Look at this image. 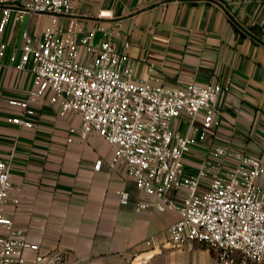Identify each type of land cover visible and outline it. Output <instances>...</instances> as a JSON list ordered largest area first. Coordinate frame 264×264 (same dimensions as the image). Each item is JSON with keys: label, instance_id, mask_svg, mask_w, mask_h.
I'll return each mask as SVG.
<instances>
[{"label": "crops", "instance_id": "0c3cea01", "mask_svg": "<svg viewBox=\"0 0 264 264\" xmlns=\"http://www.w3.org/2000/svg\"><path fill=\"white\" fill-rule=\"evenodd\" d=\"M70 21L95 30V42L111 38L127 51L138 80L223 86L209 139L194 146L188 170L211 144L264 158V0H84ZM49 23L46 15L13 13L0 31V156L10 163L13 185L5 215L40 252L60 253L61 264H221L201 244H169L177 210H136L144 196L124 166H111L113 149L103 138L68 142L69 128L81 125L78 115L61 116L46 97L33 128L10 121L20 110L9 100L24 99L34 77L32 62L18 68L23 33L41 36ZM186 127L181 120L182 134ZM121 190L131 195L128 205L120 203Z\"/></svg>", "mask_w": 264, "mask_h": 264}, {"label": "built area", "instance_id": "2783aa9c", "mask_svg": "<svg viewBox=\"0 0 264 264\" xmlns=\"http://www.w3.org/2000/svg\"><path fill=\"white\" fill-rule=\"evenodd\" d=\"M77 1L84 0H0L1 32L13 13L50 18L41 36L23 33L18 68L32 62L34 77L24 99L9 100L20 110L10 121L33 128L36 108L48 97L61 116L80 118L79 127L69 128L68 142L95 134L112 147L111 166H124L144 196L135 201L137 211H178L179 220L167 228L170 245L201 244L216 251L221 264H264V158L211 144L187 168L194 146L209 139L223 86L171 88L136 79L127 51L111 38L95 42V30L70 21ZM181 120L187 122L184 134ZM101 166L97 160L94 168ZM12 189L10 163L0 156V264H61L60 253L40 252L5 215ZM118 194L122 205L130 203L128 191Z\"/></svg>", "mask_w": 264, "mask_h": 264}, {"label": "bare ground", "instance_id": "6f19581e", "mask_svg": "<svg viewBox=\"0 0 264 264\" xmlns=\"http://www.w3.org/2000/svg\"><path fill=\"white\" fill-rule=\"evenodd\" d=\"M64 48V44L61 45Z\"/></svg>", "mask_w": 264, "mask_h": 264}]
</instances>
